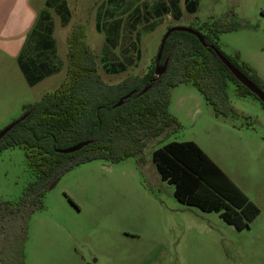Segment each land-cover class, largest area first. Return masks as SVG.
Masks as SVG:
<instances>
[{"label":"rangeland","instance_id":"1","mask_svg":"<svg viewBox=\"0 0 264 264\" xmlns=\"http://www.w3.org/2000/svg\"><path fill=\"white\" fill-rule=\"evenodd\" d=\"M63 1L67 24L57 9H48L59 48L58 75L32 85L23 68L0 52V132L67 80L69 39L76 29L96 56L98 75L112 86L143 78L170 28L207 35L206 25L213 31L226 19L231 29L213 39L219 52L264 81V0ZM134 86L125 93L135 92ZM227 96L238 116L217 115L192 82L164 85L152 94V105L116 124L124 141L116 158L138 138L129 135L124 124L129 120L141 127L149 123L147 128L156 116H166L172 124L167 136L149 141L140 157L128 153L121 161L102 158L77 165L47 185L42 208L15 218L5 215L0 264H264V106L254 96L240 95L232 81ZM189 141L259 208L250 228L237 231L221 211L181 203L175 186L161 179L153 153L165 144ZM37 180L24 149L14 146L0 154V202H19Z\"/></svg>","mask_w":264,"mask_h":264},{"label":"trees","instance_id":"2","mask_svg":"<svg viewBox=\"0 0 264 264\" xmlns=\"http://www.w3.org/2000/svg\"><path fill=\"white\" fill-rule=\"evenodd\" d=\"M52 1L54 0L48 2V7L57 9L63 22L67 24V3L55 0L52 4ZM206 27L209 34L200 33L206 46L192 34L174 32L166 41L161 63L156 60L155 65L143 78H130L122 84L112 86L103 82L98 75L96 56L84 43V33L76 29L69 39L67 80L56 92L28 105L26 118L0 141V154L14 146L21 147L25 150L31 167L38 174V180L29 185L19 202H0V222H3L7 214L15 218L25 215L27 209L33 211L42 208V198L47 185L73 167L102 158L121 161L123 157H129L128 153L140 157L149 141L161 134L166 137L172 130V124L166 116H156L153 126L147 128L149 123L141 127L136 119L129 120L124 123L130 128L129 135H138V138L132 141L127 139L125 134L128 133L122 134L126 141L131 140L132 147L127 153L116 158L115 153L122 150L121 143H124L116 130V124L124 121L131 112L152 105L155 101L154 97H151L152 94L162 91L164 85L175 86L180 82H192L214 107L217 115L238 116L227 96L228 82L237 84L240 95L257 97L237 81L214 51L219 49L213 39H217V32L231 29L229 22L226 19L219 20L213 31L210 25L204 28L207 29ZM53 32L54 22L49 13L45 12L30 36L31 40L36 39L42 49L41 56L38 55L34 64L45 73L48 70L50 74L57 71L51 70V65L46 61V57L56 54ZM41 60L43 62L39 63ZM228 60L264 91V81L256 73H251V68L244 66L242 69L232 60ZM166 61L167 70L158 78L155 74L156 67ZM29 79L34 85L42 78L29 76ZM165 79L166 81H163ZM129 86H134L136 91L122 106L116 107V104L127 96L125 90ZM145 90L147 91L143 93ZM262 105L264 106L263 103ZM106 110L111 113L108 114ZM139 131L144 133L137 134ZM85 142H88V145L78 152H58L63 149L61 145L76 146ZM153 161L161 179L175 186V197L181 203L196 206L204 212L221 211L222 219L237 231L250 228L260 213L259 208L192 141L165 144L153 153Z\"/></svg>","mask_w":264,"mask_h":264},{"label":"crops","instance_id":"3","mask_svg":"<svg viewBox=\"0 0 264 264\" xmlns=\"http://www.w3.org/2000/svg\"><path fill=\"white\" fill-rule=\"evenodd\" d=\"M49 1L50 0H0V52L5 54L9 59L16 61L20 69L23 68L26 78H29V76L30 78H42L34 85L60 73L59 48L54 32L53 39L56 43V54H52L49 58L46 57V61L51 65L49 67L51 70L55 69L57 71L50 74L47 70L45 73L34 64L38 55L41 56L42 49L38 46L36 39L31 40L30 36L40 19L43 18L45 12L49 13L53 21L50 10H48ZM54 1H52V4ZM50 9L54 10V8ZM42 62L43 60L39 63Z\"/></svg>","mask_w":264,"mask_h":264},{"label":"water","instance_id":"4","mask_svg":"<svg viewBox=\"0 0 264 264\" xmlns=\"http://www.w3.org/2000/svg\"><path fill=\"white\" fill-rule=\"evenodd\" d=\"M174 32H185V33H189L192 34L194 36H196L199 41L201 42L202 45L206 46V43L204 41L203 36L191 29V28H186V27H172L170 28L166 34L164 35L162 42H161V46H160V50L157 56V63L160 62L161 58H162V54H163V50L166 44V41L168 40V38L170 37V35ZM214 51L216 52V54L218 55V57L220 58V60L225 64V66L230 70V72L233 74V76L237 79L238 82H240L243 86H245L251 93H253L263 104H264V91L261 90L255 83H253L247 76H245L241 71H239L222 53H220L217 49H214ZM168 67V62L166 61L164 63L163 66H160L159 64L156 67V71L155 74L156 76L159 78L161 77L167 70ZM147 90H145L143 93H145ZM134 94L131 93L129 95H127L126 97H124L123 99L120 100V102L118 104H116V107H120L124 101L128 98H130L132 95ZM26 114L20 118L19 120H16L15 122H13L12 124H10L9 126H7L5 129H3L0 132V141L18 124L20 123V121L24 120L26 118ZM88 145V142L86 143H81L78 144L72 148L66 149V150H58L59 153L62 154H72L75 152L80 151L81 149H83L85 146ZM55 185H53L50 189H52Z\"/></svg>","mask_w":264,"mask_h":264}]
</instances>
